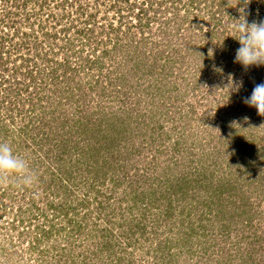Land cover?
Segmentation results:
<instances>
[{
	"label": "rangeland",
	"instance_id": "rangeland-1",
	"mask_svg": "<svg viewBox=\"0 0 264 264\" xmlns=\"http://www.w3.org/2000/svg\"><path fill=\"white\" fill-rule=\"evenodd\" d=\"M242 1H246L245 8L251 3L249 10L253 7L254 13H259L263 6L260 3L253 5L252 0ZM185 2L0 0V98L12 104L13 99L7 96H14L17 92L22 100L20 105L23 101L27 105L20 115V110L10 111L6 107L8 105H0V141L10 142L17 153L27 158L34 157L33 151L36 150L35 153L42 155L43 164L51 163L50 169L58 163L54 152L45 154L47 137L59 146L67 138V131L75 128L72 125L83 123L85 126L82 125L76 133L78 145L76 143L74 150L70 149L79 155L81 146L93 149L97 146L88 132L90 129L99 131L104 126L107 130H117L122 127L124 133L134 135L131 139H134L135 147L141 149L140 162H135L136 157L132 159L135 167L143 169L154 149L161 148L168 151L171 162L181 159V169L192 164L190 159H194L195 164L213 163L211 167L214 169V164L217 167L213 170L215 178L227 181L232 174L231 179L236 180L239 186L244 185V176L236 175L241 166L238 168L235 163L246 158L240 144L248 142L256 153L261 154L257 160L261 167L260 175L255 177L252 173L249 179L261 180L264 189V115L244 103V98L250 93L244 95L243 92L246 85L264 82V66L245 70L235 63L238 47H229V39L221 46L225 49H220L204 69L198 70L204 59H195L187 43L200 41V37L193 36L191 32L211 29L213 24L203 3L200 15L192 11L186 18ZM231 30L232 33L228 31L225 37L235 35V29ZM210 61L216 62L215 66ZM227 64L232 65V72L223 67ZM68 66L71 69L64 74L63 70ZM203 70H207V74ZM235 73L236 78L233 79L242 80L243 87L231 91L227 87L229 74ZM248 73V79L240 77ZM197 79H204L203 88L193 91L191 88ZM35 89H42L41 94L35 93ZM32 102L38 105L33 111ZM52 108L57 111L52 112ZM191 109L193 115L189 111ZM205 117L210 121L203 122ZM40 119L45 123L42 130L32 132ZM63 120H67L65 125ZM24 121L29 122L27 134L20 140L18 127ZM82 129L84 133H81ZM235 129L240 130L241 138L238 136L236 147L229 135ZM124 135L129 143V136ZM176 148L180 150L175 151ZM122 150L119 155L115 151L114 156L125 158L123 147ZM106 160L111 166L112 160ZM121 164H128L124 169L130 170L129 162L118 161V165ZM116 168H109L106 182L108 188L113 189L109 192L115 199H124L123 205H126L125 199L131 195L128 178L114 187L124 175V171ZM110 178L116 182L109 184ZM23 187L14 178L0 179V264H37L39 261L34 257L36 252L28 246L34 225L40 221L33 220L30 203L38 201L42 204L41 190L38 182L27 192L19 191ZM134 187H137L135 194L142 188L141 185ZM207 194L202 190L204 200ZM228 194L224 192V195ZM202 209L200 207L197 211ZM258 210L261 212L257 213L253 226L232 234L233 241L241 242L239 246L232 248L230 242L233 241L227 242L229 235L226 233L220 238L206 232L211 236L206 240V247L208 244L212 247L206 253L196 255L185 246L176 245L172 248V258L162 264H242L244 260L249 261L245 264H264V201ZM187 219L196 226L197 214ZM11 221L18 227H12ZM213 225L212 222L206 226L210 230ZM162 232L163 227L157 231L158 240L163 238ZM248 233L258 235L260 241L253 244H248L246 239L241 241L242 236L247 237ZM175 237L176 232L171 235V240L174 241ZM250 248L252 256L246 255ZM133 257L135 264L153 263L150 255L145 256L138 251H134ZM96 263L105 264L98 260ZM106 264L113 263L107 261Z\"/></svg>",
	"mask_w": 264,
	"mask_h": 264
},
{
	"label": "trees",
	"instance_id": "trees-1",
	"mask_svg": "<svg viewBox=\"0 0 264 264\" xmlns=\"http://www.w3.org/2000/svg\"><path fill=\"white\" fill-rule=\"evenodd\" d=\"M252 1L253 5L257 3L263 5L259 13H254L253 7L251 11L249 10L251 3H248L249 6L245 8L246 1L186 0V18L192 11H195L197 16L198 13L200 15V6L203 3L204 8L208 9L209 21L213 24L211 29H199L196 33L191 32L193 36H199L198 39L202 40V43L200 41L195 43L189 41L187 43L188 49L193 52L192 55L195 59H204L203 65H200L201 67L198 70L204 69L208 61L213 60L217 52L221 51L220 49H225V46L222 48L221 46L227 40L230 39L229 47H239V42L234 39L237 36L236 31V36L225 37L228 31L232 33L231 28L234 29L232 19H239L243 14L249 23L253 20L257 22L264 20V0ZM240 9H243V12ZM185 17H181V19L185 21ZM201 36L209 39L204 40ZM217 61L219 65L220 61L218 59ZM210 64L215 66L216 62L210 61ZM223 67L231 70V72L233 71L230 64ZM70 69L68 66L63 70V73L67 74ZM203 71L207 74V70ZM240 77L246 80L249 78V73L248 75L242 74ZM233 78H236V73ZM253 79L256 81L257 77ZM31 80H33L32 77ZM203 81L202 79L195 80L191 90L199 91L202 89ZM250 86L246 85V89H243L244 95L251 94L255 85ZM27 87L25 88L26 92H28ZM35 90H37L35 93L38 94L42 92V89ZM7 97L13 99L12 104L5 103L7 99L0 98V105H8L6 107L10 111L20 110V115L21 111L27 106L25 102L23 101L20 105L19 101L22 100L18 98L17 92L14 96L8 95ZM202 97L208 99L206 95L205 97L202 95ZM39 100H37V103ZM28 103L30 104L29 100ZM37 103L32 102V111L35 106H38ZM56 111L57 109L54 112ZM189 111L193 115L194 111L192 109ZM209 118L212 121V118ZM207 119L208 117H205L203 122ZM65 121L67 120L62 121L64 125L67 123ZM28 124V121H24L21 126L19 125L20 140L27 134ZM42 125H45V123L40 119L31 131H41ZM82 125L81 122L72 125L75 128L73 127L74 129L67 131V138H64L59 146L47 137L45 142L48 150L45 154L50 151L55 153V162L58 163L55 168L51 166L49 169L51 163L43 164L41 161L42 155L35 153L36 150L33 151L34 157L28 158L32 169L37 173V182L41 190L39 195L44 201H40L42 204L38 201L30 203V208L34 212L33 220L38 222L40 219L34 225L28 246L32 252H36L34 257L39 259L37 264H97L96 260L100 263L105 262V264L107 261L113 264H135L134 251L145 254V256L150 255L153 263L149 264H162L166 259L172 258V248L176 245L185 246L187 250H192L196 255H199V252L206 253L209 248H212L209 244L206 247V240L211 237L207 233L220 238L223 237V233H226L225 235L230 236H227V242L233 241L232 234L235 231L245 230V228L253 226L257 213L260 214L261 212L258 210L264 201V189L261 186V180L257 178L252 180L253 177L249 179L252 173L255 177L260 175L261 167L258 165L257 160L260 159L261 154L254 151V146H250L251 143L240 144V149L243 150L246 158L241 160L240 163H235L238 168L241 166L239 173L236 175L244 176L245 183L239 186L240 184H237L236 180L231 179L232 174H229L227 181L215 178L213 170L217 167L214 164L213 169L211 167L213 163L209 165L205 163L195 164L194 159H190L192 164H188L187 168L181 169L179 168L182 165L181 159H175L174 162H171L168 151L161 148L154 149V153L150 155V159L147 165L144 164L143 169L135 167L132 159L136 157L135 162H140L141 149L135 147V141L131 139L133 134L124 133L122 127L117 130L112 128L107 130L108 128L103 126L101 130H97L98 132L96 129H90L88 132L93 137L94 145L97 146L94 149L81 146L79 155L75 152L73 154L70 149L74 150V144L78 140L76 139V133L82 128ZM83 130L81 133L85 132ZM124 134L129 136V143ZM36 135L39 134L36 132ZM229 135L234 140L232 145L236 147L238 139H241L240 130L235 129ZM212 140L215 141V137ZM122 147L124 148L125 158L122 156L115 157L114 152H118L119 155L121 151L123 152ZM174 150L180 149L176 148ZM204 156L207 159L209 158L207 154H204ZM104 157L106 158L104 159ZM107 158L112 160L111 166L108 163L109 161L106 160ZM120 160H122V163L123 160L129 162L130 170L124 169L128 164L118 165ZM141 162L143 161L141 160ZM170 162L174 165L173 168ZM116 164L118 165L117 168ZM110 167L119 169L120 172L124 171V175H120V183L112 179L113 175L109 180V184L116 182L114 187H117L122 184V181L125 182V177L128 178L127 184L130 187L131 191L129 192L131 195L125 199L126 205H123L125 203L124 199L119 197L115 199V196L109 192L113 189L108 188L109 185L105 176ZM176 168L178 169L176 170ZM179 172L184 173L179 174ZM135 185H141L142 187L137 194H135L137 190V187H134ZM28 188L23 187L19 191L27 192ZM251 188L254 189L253 193H251ZM202 190L208 192L205 200L202 196ZM224 192L229 194L224 195ZM200 207L203 209L197 211ZM192 213L198 216L195 227L193 222H189L187 219L193 215ZM177 217H180L179 223ZM212 222L214 225L208 230L206 225ZM11 225L12 227H18L14 224V221H11ZM162 227L163 238L158 240L157 231ZM175 232L176 239L172 241L171 235ZM245 239L248 244L260 241L258 235H250V233L247 237L242 236L241 241ZM240 244L239 241L230 242L232 248ZM246 255L252 256L251 248L248 253L246 251ZM79 259L81 260L79 261ZM246 262L249 261L244 260L242 264Z\"/></svg>",
	"mask_w": 264,
	"mask_h": 264
},
{
	"label": "clouds",
	"instance_id": "clouds-1",
	"mask_svg": "<svg viewBox=\"0 0 264 264\" xmlns=\"http://www.w3.org/2000/svg\"><path fill=\"white\" fill-rule=\"evenodd\" d=\"M243 12V9H240ZM237 33L235 40L239 42L234 62L245 70L250 67L264 66V20L248 22L245 15L232 19ZM227 87L238 91L243 87L242 80L233 79L229 74ZM244 103L254 107L258 114L264 115V82L255 84L251 94L244 98ZM14 178L17 183L31 187L38 181L37 173L32 169L27 157L17 153L12 144L6 140L0 141V179Z\"/></svg>",
	"mask_w": 264,
	"mask_h": 264
}]
</instances>
